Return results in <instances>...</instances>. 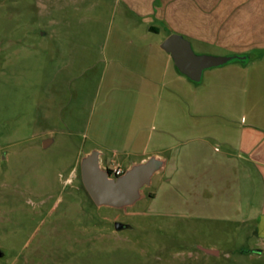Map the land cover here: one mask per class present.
<instances>
[{"label": "rangeland", "instance_id": "rangeland-1", "mask_svg": "<svg viewBox=\"0 0 264 264\" xmlns=\"http://www.w3.org/2000/svg\"><path fill=\"white\" fill-rule=\"evenodd\" d=\"M122 5L0 0V264H264L254 229L190 218L159 173L143 198L122 209L96 207L69 183L90 144L82 124L61 118L83 119L93 92L92 47L113 34ZM251 8L262 20L260 5ZM204 83L202 76L193 85ZM49 127L53 142L44 147L37 133ZM208 247L220 255H207Z\"/></svg>", "mask_w": 264, "mask_h": 264}, {"label": "crops", "instance_id": "crops-1", "mask_svg": "<svg viewBox=\"0 0 264 264\" xmlns=\"http://www.w3.org/2000/svg\"><path fill=\"white\" fill-rule=\"evenodd\" d=\"M113 1L115 9L123 4L121 18L92 47L90 105L83 119L61 121L82 124L89 148L102 152L110 170L163 157L159 181L172 182L174 203L184 198L182 210L195 220L248 224L264 254V16L249 14L257 5L264 11V0ZM171 33L245 63L205 70L196 88L161 48ZM53 133L49 127L37 135L48 146Z\"/></svg>", "mask_w": 264, "mask_h": 264}, {"label": "water", "instance_id": "water-1", "mask_svg": "<svg viewBox=\"0 0 264 264\" xmlns=\"http://www.w3.org/2000/svg\"><path fill=\"white\" fill-rule=\"evenodd\" d=\"M161 48L170 54L178 71L193 82L202 79L205 70L243 59V56L213 55L196 53L189 40L178 33L169 34L161 43ZM47 141L43 142V146ZM102 152L92 148L80 157L83 187L96 207L122 209L133 206L144 197V188L149 186L152 177L163 171L165 159L152 154L141 161H131L129 166L117 176H112L102 165ZM121 222H115L119 229ZM203 251L213 253L202 248ZM4 255L0 249V258Z\"/></svg>", "mask_w": 264, "mask_h": 264}, {"label": "flooded vegetation", "instance_id": "flooded-vegetation-1", "mask_svg": "<svg viewBox=\"0 0 264 264\" xmlns=\"http://www.w3.org/2000/svg\"><path fill=\"white\" fill-rule=\"evenodd\" d=\"M76 181L77 183V190L80 192V195L82 196V191H83V184H82V178H81V168H80V158L76 162V166L74 168V179H71L69 183H72L73 181ZM68 183V182H66ZM80 200L78 199L77 202ZM114 227H115V222H114ZM129 226L123 223V225H120L118 230H123L127 229Z\"/></svg>", "mask_w": 264, "mask_h": 264}, {"label": "built area", "instance_id": "built-area-1", "mask_svg": "<svg viewBox=\"0 0 264 264\" xmlns=\"http://www.w3.org/2000/svg\"><path fill=\"white\" fill-rule=\"evenodd\" d=\"M122 172H123V170L119 167H115V168L111 169V175L112 176L120 175Z\"/></svg>", "mask_w": 264, "mask_h": 264}, {"label": "trees", "instance_id": "trees-1", "mask_svg": "<svg viewBox=\"0 0 264 264\" xmlns=\"http://www.w3.org/2000/svg\"><path fill=\"white\" fill-rule=\"evenodd\" d=\"M246 55H248V54H246ZM232 62H240V63H245V60H244V57H243V59H234ZM194 83H196V82H194ZM108 169V168H107ZM109 170V172L111 173V170L110 169H108Z\"/></svg>", "mask_w": 264, "mask_h": 264}]
</instances>
